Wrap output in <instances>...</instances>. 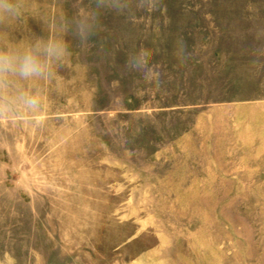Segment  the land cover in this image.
<instances>
[{"label": "rangeland", "instance_id": "rangeland-1", "mask_svg": "<svg viewBox=\"0 0 264 264\" xmlns=\"http://www.w3.org/2000/svg\"><path fill=\"white\" fill-rule=\"evenodd\" d=\"M23 4L0 47L70 55L0 120V264H264V0H130L85 45L94 0Z\"/></svg>", "mask_w": 264, "mask_h": 264}, {"label": "clouds", "instance_id": "clouds-1", "mask_svg": "<svg viewBox=\"0 0 264 264\" xmlns=\"http://www.w3.org/2000/svg\"><path fill=\"white\" fill-rule=\"evenodd\" d=\"M130 0H94L95 8L71 20H64L59 33L68 31L82 45L100 29L99 11L111 9L123 13L129 9ZM24 8L23 0H0V27L19 19ZM37 35L26 43H9L0 47V120L15 115H41L44 110V90L41 83L53 76L54 69L70 55L69 45L62 34ZM183 49H180L182 55ZM151 53L142 49L129 57L128 67L146 71Z\"/></svg>", "mask_w": 264, "mask_h": 264}]
</instances>
